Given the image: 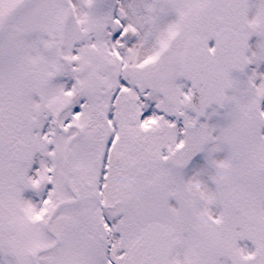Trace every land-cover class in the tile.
Here are the masks:
<instances>
[{
    "label": "snow or ice",
    "instance_id": "snow-or-ice-1",
    "mask_svg": "<svg viewBox=\"0 0 264 264\" xmlns=\"http://www.w3.org/2000/svg\"><path fill=\"white\" fill-rule=\"evenodd\" d=\"M0 264H264V0H0Z\"/></svg>",
    "mask_w": 264,
    "mask_h": 264
}]
</instances>
